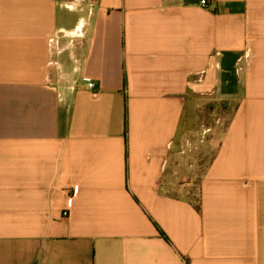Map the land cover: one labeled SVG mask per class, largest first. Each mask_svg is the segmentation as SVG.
I'll return each instance as SVG.
<instances>
[{
    "label": "crops",
    "instance_id": "obj_1",
    "mask_svg": "<svg viewBox=\"0 0 264 264\" xmlns=\"http://www.w3.org/2000/svg\"><path fill=\"white\" fill-rule=\"evenodd\" d=\"M207 1L0 0V264H264V0Z\"/></svg>",
    "mask_w": 264,
    "mask_h": 264
},
{
    "label": "rangeland",
    "instance_id": "obj_2",
    "mask_svg": "<svg viewBox=\"0 0 264 264\" xmlns=\"http://www.w3.org/2000/svg\"><path fill=\"white\" fill-rule=\"evenodd\" d=\"M232 110L233 103L215 99L197 101L193 114L187 117V124L191 128L188 137L192 147H186V164L191 161L194 162L198 174L204 170L212 157L222 132L230 119ZM194 184H196V181H194ZM185 194L187 197L196 200V187H192Z\"/></svg>",
    "mask_w": 264,
    "mask_h": 264
},
{
    "label": "built area",
    "instance_id": "obj_3",
    "mask_svg": "<svg viewBox=\"0 0 264 264\" xmlns=\"http://www.w3.org/2000/svg\"><path fill=\"white\" fill-rule=\"evenodd\" d=\"M200 3H201L202 5H204V6H207V5H208V1H207V0H200ZM88 86H89L90 88H93V87H94V83H93V82H89V83H88Z\"/></svg>",
    "mask_w": 264,
    "mask_h": 264
}]
</instances>
